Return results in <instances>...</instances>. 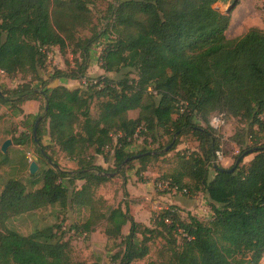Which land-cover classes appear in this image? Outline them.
Instances as JSON below:
<instances>
[{
	"label": "trees",
	"instance_id": "16d2710c",
	"mask_svg": "<svg viewBox=\"0 0 264 264\" xmlns=\"http://www.w3.org/2000/svg\"><path fill=\"white\" fill-rule=\"evenodd\" d=\"M97 1L0 0V71L29 77L13 88L0 86V106L19 114L24 102H40L41 112L28 115L34 121L41 116L39 145L34 125L30 136L38 156L47 161L44 151L52 160L39 174H28L31 185L41 181L35 189L16 178L3 184L0 264H82L72 260L59 225L26 235L6 226L14 216L55 204L62 211L87 210L71 229L89 234L103 225L108 240L119 239L111 255L116 264L143 259L154 238L163 240L158 264H259L264 256V29L250 27L227 38L230 16L212 6L228 0H110L97 27L91 9ZM83 30L90 34L80 36ZM99 43H104L98 57L103 74L90 78L91 49ZM54 46L69 51L73 62L44 78L47 52ZM56 79L90 83L49 86ZM212 115L245 124L231 136L239 151L230 167L240 158L232 172L215 163L222 137L210 123ZM183 134L195 138L197 150L180 156L165 178L186 193H204L212 212L208 220L189 213L182 217L169 205L160 208L149 227L135 221L127 202L110 206L96 195L111 179L107 173L128 156L142 153L123 170L134 161L144 168L174 150ZM135 136L144 143L147 137L157 142L167 136L158 149L170 147L160 153L132 152L128 147ZM49 150L76 167L63 169ZM110 152L111 170L96 163L98 155L107 162ZM249 154L251 159L240 164Z\"/></svg>",
	"mask_w": 264,
	"mask_h": 264
},
{
	"label": "rangeland",
	"instance_id": "374dc122",
	"mask_svg": "<svg viewBox=\"0 0 264 264\" xmlns=\"http://www.w3.org/2000/svg\"><path fill=\"white\" fill-rule=\"evenodd\" d=\"M232 1L228 0L225 3L216 2L212 8L225 13ZM109 2L110 0H98L91 6L93 23L97 27H101L104 23L105 10ZM228 15L230 16V21L225 31L227 38L239 36L250 27L264 29V0H237ZM89 34L90 32L87 30L80 31L79 33L82 37L88 36ZM103 44H96L91 49L88 68V76L90 78H97L103 74V71L99 68L98 61ZM47 55L46 68L43 71L44 78H48L50 73L56 68L65 69L72 65L73 56L69 51L62 53L58 47L54 46L48 49ZM107 75L114 76L113 73H107ZM28 78L21 74L7 76L5 73L0 72V86L2 88H13L23 81L28 80ZM54 83L55 81H52L49 86H53ZM39 84V82H33L34 86H38ZM30 101L35 102L38 107L31 108L25 112V109L22 108L23 103L21 105L22 113L19 114H14L8 106H0V142L4 137L12 134L15 137L14 140L21 141L23 145V148L8 147L6 152L0 150V190L4 182L9 178H16L23 181L29 190L39 187L41 184L40 180L36 185H31L28 178L27 163L36 161L38 170L35 173L38 174L48 166V163L51 164V162L42 160L38 156L36 145L31 139V129L36 120L34 121V117L28 115H35L41 111H39V101ZM91 111L92 114L95 113L93 107ZM213 121L216 122L215 125ZM210 123L217 128L222 137L221 151L215 163L221 167L229 168L234 163L239 151L236 144L231 140V136L236 130L244 127L245 124L238 118L229 117L222 119L214 115H212ZM168 139L167 136H164L160 137L157 142H151V138L147 137L144 143L142 137L135 136L133 143L128 149L132 152L143 148L149 149L150 151L158 150L159 153L166 152L167 150L165 148L158 149V146L165 144ZM43 142L45 144L48 142L46 136L43 138ZM197 145L198 142L191 134H183L179 137L178 144L174 150L151 159L146 167L143 168L137 161H134L129 168L123 170L124 165L120 170L112 171L116 172L115 176H111L110 180L100 185L96 189V195L105 199L106 204L110 206H117L118 204L123 206L127 202L129 212L135 221L148 225L149 227L153 225L152 217L160 208L169 205L178 207L182 217H186L189 213L199 219L208 220L212 212L204 193L172 192L158 187L159 182L168 181L165 177L174 169L178 158L182 155L188 156L191 152H196ZM52 151L49 150L48 153L57 161L60 167L63 169H73L76 167L62 153ZM252 156L253 154L244 156L240 164H246ZM108 158L109 160L107 162L100 160L101 165L110 170L114 169L111 152L108 154ZM81 183L82 181H78L77 185L79 186ZM87 214L88 212L85 208L78 209L69 207L65 211H62L55 204L14 216L6 222V226L9 229L26 235L46 226H54L56 230L55 227L59 225L62 231H64V239L69 242L70 255L74 262L82 264H116L111 260V255L118 249L117 243L119 239L116 241L108 240L103 233V225L97 226L89 234L80 233L70 228L72 224L82 222ZM128 228V223L122 227L123 235L128 233ZM138 237L140 238V236ZM162 243L163 240L161 238H154L150 242L149 253L143 259L136 260L132 264H158L160 261L158 253ZM259 264H264V256Z\"/></svg>",
	"mask_w": 264,
	"mask_h": 264
},
{
	"label": "water",
	"instance_id": "95a60500",
	"mask_svg": "<svg viewBox=\"0 0 264 264\" xmlns=\"http://www.w3.org/2000/svg\"><path fill=\"white\" fill-rule=\"evenodd\" d=\"M237 0H233L232 3L227 7L226 11H225V14H228L231 9L234 7V5L236 4ZM40 119H41V116H39L35 123H34V126H33V130H32V134H33V137H34V140L37 142L38 139H37V128H38V124L40 122ZM11 145V140L10 139H5L3 141V143L1 144V147H0V150L3 151V152H6L8 146ZM37 145H39V143L37 142ZM170 147V145H168L167 147H165V150H168ZM42 151V150H41ZM153 151H147L145 152V154H152ZM42 154L44 155V157L47 159L48 162H51L52 163V160L50 159V157L44 152L42 151ZM142 153H137V154H133L131 156H128L122 163L121 165L118 167V170H120L125 164L127 161L129 160H133V159H136L138 158L139 156H141ZM240 159V158H239ZM239 159L236 160L235 164L230 167V168H220V170H225L227 172H232L236 165L239 163ZM38 170V164L36 163V161H31L29 163V166H28V172L30 174H34L36 171ZM116 172H112V173H107V175L109 176H115Z\"/></svg>",
	"mask_w": 264,
	"mask_h": 264
},
{
	"label": "crops",
	"instance_id": "0c3cea01",
	"mask_svg": "<svg viewBox=\"0 0 264 264\" xmlns=\"http://www.w3.org/2000/svg\"><path fill=\"white\" fill-rule=\"evenodd\" d=\"M88 74H89V71H88ZM54 81H55L54 85H56V84H62V85H65V86H67V87H75V86H79V85L82 84V81L79 83V81H77V80L56 79V80H54ZM37 107H38V105H37L35 102L29 100V101L24 102L22 108H24V109H25V112H27V111H29L31 108L33 109V108H37ZM30 112H33V111H30ZM131 112H134V113H131ZM129 114H130L132 117H135V116H136V112H135V111H130ZM14 136H15V135H14ZM14 138H15V137H13L12 134H11V135H8V136H6V137H4V138L2 139V141L0 142V147H1V144L3 143V141H4L5 139H10V140H11V145L8 146V147H13V148H23V145H22V144H18V143L16 142V140H14ZM128 150H129V149H128ZM101 158H102V156H100V155L97 156V158H96V161H97L96 163H97V164H100V165H101L100 160H103V159H101Z\"/></svg>",
	"mask_w": 264,
	"mask_h": 264
},
{
	"label": "built area",
	"instance_id": "2783aa9c",
	"mask_svg": "<svg viewBox=\"0 0 264 264\" xmlns=\"http://www.w3.org/2000/svg\"><path fill=\"white\" fill-rule=\"evenodd\" d=\"M0 72L3 73L2 71H0ZM88 83H90V82H88L86 79L82 80L83 85H87ZM158 187L161 189H167L168 191H172V192H185L186 193V189L179 190L176 186L171 185L168 181L159 182Z\"/></svg>",
	"mask_w": 264,
	"mask_h": 264
},
{
	"label": "clouds",
	"instance_id": "9594fccd",
	"mask_svg": "<svg viewBox=\"0 0 264 264\" xmlns=\"http://www.w3.org/2000/svg\"><path fill=\"white\" fill-rule=\"evenodd\" d=\"M215 123H216V122H215V121H213V124H214V125H215Z\"/></svg>",
	"mask_w": 264,
	"mask_h": 264
}]
</instances>
